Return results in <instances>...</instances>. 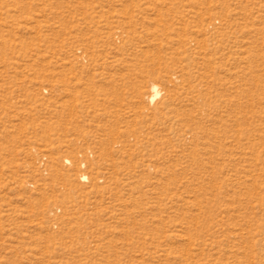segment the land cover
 Listing matches in <instances>:
<instances>
[{
    "label": "rangeland",
    "instance_id": "obj_1",
    "mask_svg": "<svg viewBox=\"0 0 264 264\" xmlns=\"http://www.w3.org/2000/svg\"><path fill=\"white\" fill-rule=\"evenodd\" d=\"M0 264H264V0H0Z\"/></svg>",
    "mask_w": 264,
    "mask_h": 264
},
{
    "label": "bare ground",
    "instance_id": "obj_2",
    "mask_svg": "<svg viewBox=\"0 0 264 264\" xmlns=\"http://www.w3.org/2000/svg\"><path fill=\"white\" fill-rule=\"evenodd\" d=\"M153 92H154V94H153V96H152V100H154L155 98H156V96H158L159 95V88H158V86L157 85H153ZM193 144V143H192ZM192 155V154H191ZM196 155V154H195ZM194 155V156H195Z\"/></svg>",
    "mask_w": 264,
    "mask_h": 264
}]
</instances>
